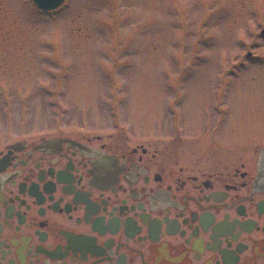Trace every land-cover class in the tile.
Segmentation results:
<instances>
[{
  "label": "flooded vegetation",
  "instance_id": "1",
  "mask_svg": "<svg viewBox=\"0 0 264 264\" xmlns=\"http://www.w3.org/2000/svg\"><path fill=\"white\" fill-rule=\"evenodd\" d=\"M128 114L0 142V264H264V132Z\"/></svg>",
  "mask_w": 264,
  "mask_h": 264
},
{
  "label": "rangeland",
  "instance_id": "2",
  "mask_svg": "<svg viewBox=\"0 0 264 264\" xmlns=\"http://www.w3.org/2000/svg\"><path fill=\"white\" fill-rule=\"evenodd\" d=\"M128 113L157 142L166 117L264 132V0H0V142Z\"/></svg>",
  "mask_w": 264,
  "mask_h": 264
},
{
  "label": "water",
  "instance_id": "3",
  "mask_svg": "<svg viewBox=\"0 0 264 264\" xmlns=\"http://www.w3.org/2000/svg\"><path fill=\"white\" fill-rule=\"evenodd\" d=\"M65 0H32L36 8L50 11L59 7Z\"/></svg>",
  "mask_w": 264,
  "mask_h": 264
}]
</instances>
